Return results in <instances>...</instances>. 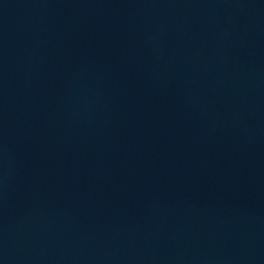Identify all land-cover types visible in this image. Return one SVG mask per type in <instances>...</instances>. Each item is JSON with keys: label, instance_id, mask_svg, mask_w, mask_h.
Here are the masks:
<instances>
[{"label": "water", "instance_id": "95a60500", "mask_svg": "<svg viewBox=\"0 0 264 264\" xmlns=\"http://www.w3.org/2000/svg\"><path fill=\"white\" fill-rule=\"evenodd\" d=\"M0 264H264V0H0Z\"/></svg>", "mask_w": 264, "mask_h": 264}]
</instances>
